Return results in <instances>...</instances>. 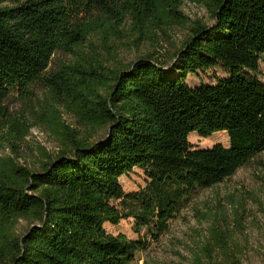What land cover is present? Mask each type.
Listing matches in <instances>:
<instances>
[{"label":"trees","instance_id":"obj_1","mask_svg":"<svg viewBox=\"0 0 264 264\" xmlns=\"http://www.w3.org/2000/svg\"><path fill=\"white\" fill-rule=\"evenodd\" d=\"M183 1L203 4L214 24L192 30L170 70L155 54L111 68L127 41L137 47L186 24ZM58 53L68 59L52 68ZM263 60L264 0H0V132L8 124L11 140L30 134L36 124L12 118L6 103L41 86L49 98L35 119L60 146L42 151L37 169L0 160V264H132L144 242L105 224L133 219L156 240L185 203L264 154ZM213 69L228 77L188 85ZM192 133H226L230 147L195 149ZM258 168L264 175L263 159ZM134 169L148 184L126 194L119 181Z\"/></svg>","mask_w":264,"mask_h":264},{"label":"rangeland","instance_id":"obj_2","mask_svg":"<svg viewBox=\"0 0 264 264\" xmlns=\"http://www.w3.org/2000/svg\"><path fill=\"white\" fill-rule=\"evenodd\" d=\"M180 12L188 18L186 24L175 26L166 36H157L156 41L143 42L137 47L127 41L117 50L116 61L111 63V68L117 69L120 64H129L140 57L155 54L165 69L170 70L175 53L190 38L192 30L197 25L214 24L210 12L203 4L183 1ZM67 59L62 53L56 54L52 68L59 61ZM258 75L264 82V60L259 64ZM227 77L222 70L213 69L204 74L189 76L187 83L191 88L215 86ZM48 98L41 86L34 88L29 101L21 99L16 93L9 97L6 103L8 114L18 120L25 117L36 125L27 137L19 141L10 139L13 130L5 124L0 132V160L11 158L21 166L37 169L42 151L50 154L58 152L59 143L35 119L43 114ZM63 119L70 126L78 128L68 113L63 114ZM104 133L101 131L99 137ZM188 141L200 150L215 145L230 147L226 133L213 134L208 138L192 133ZM262 159L264 154L230 179L201 191L185 203L168 223L167 231L156 240L151 238L146 228H137L133 219L122 220L117 226L105 224L104 229L113 236L124 235L129 240L144 242L145 249L136 254L132 264H264V175L258 168V161ZM119 184L126 194H131L145 189L148 180L144 171L134 169L123 176ZM112 204L121 213L132 208L128 203ZM27 228L28 225L21 221L17 232L21 235ZM222 247L228 249L226 257L221 252ZM211 251L216 253L213 261L207 257Z\"/></svg>","mask_w":264,"mask_h":264}]
</instances>
